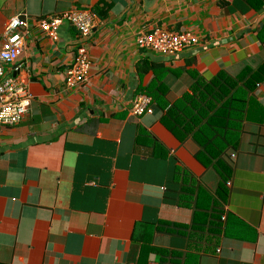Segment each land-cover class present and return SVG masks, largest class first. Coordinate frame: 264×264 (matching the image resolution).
<instances>
[{
  "label": "crops",
  "instance_id": "crops-1",
  "mask_svg": "<svg viewBox=\"0 0 264 264\" xmlns=\"http://www.w3.org/2000/svg\"><path fill=\"white\" fill-rule=\"evenodd\" d=\"M73 8L99 18L87 41L88 83L66 88L79 47L71 24L56 41L33 29L19 75L30 110L19 125L0 126V264H264V83L254 92L262 110L227 159L225 189L197 159L198 146L165 128L160 110L191 94L196 80L264 63V7L0 0V37L17 15L33 23ZM156 29L201 42L172 58L139 49L138 35ZM139 95L151 97L153 114H131Z\"/></svg>",
  "mask_w": 264,
  "mask_h": 264
},
{
  "label": "trees",
  "instance_id": "trees-1",
  "mask_svg": "<svg viewBox=\"0 0 264 264\" xmlns=\"http://www.w3.org/2000/svg\"><path fill=\"white\" fill-rule=\"evenodd\" d=\"M244 1L255 10L264 7V0ZM261 36H264V29ZM261 41L264 42V37ZM262 83L264 63L256 69L246 68L237 77L221 73L209 81L196 80L191 94L172 106L160 107L163 111L161 122L165 128L181 143L190 140L198 146L197 159L205 168L217 172L219 184L224 189L232 174V167L227 161L229 154L238 148L245 123L262 110L254 97L257 86ZM181 172L179 170V174ZM176 183L182 192L184 187ZM185 183L186 178L183 186ZM177 227L189 231L186 226ZM191 229L196 230V226ZM171 254L184 255L178 252ZM164 256H169V253L164 252ZM179 259L175 257L171 264H177Z\"/></svg>",
  "mask_w": 264,
  "mask_h": 264
},
{
  "label": "built area",
  "instance_id": "built-area-1",
  "mask_svg": "<svg viewBox=\"0 0 264 264\" xmlns=\"http://www.w3.org/2000/svg\"><path fill=\"white\" fill-rule=\"evenodd\" d=\"M65 22L79 33L77 56L66 70V88L76 89L88 83L93 64L87 41L99 22L92 10L73 8L45 19L34 20L33 23L26 15H17L7 23L0 37V126L19 125L30 110L32 96L27 82L19 75L23 68L20 57L33 29L56 41L59 29ZM136 42L141 50L172 58L198 46L201 39L191 32L156 29L152 33L138 35ZM153 112L150 96L139 95L133 100L131 114L134 117L140 118Z\"/></svg>",
  "mask_w": 264,
  "mask_h": 264
}]
</instances>
